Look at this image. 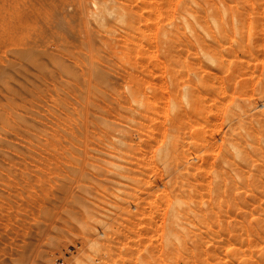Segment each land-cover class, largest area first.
I'll return each mask as SVG.
<instances>
[{
    "label": "rangeland",
    "instance_id": "374dc122",
    "mask_svg": "<svg viewBox=\"0 0 264 264\" xmlns=\"http://www.w3.org/2000/svg\"><path fill=\"white\" fill-rule=\"evenodd\" d=\"M0 264H264V0H0Z\"/></svg>",
    "mask_w": 264,
    "mask_h": 264
},
{
    "label": "bare ground",
    "instance_id": "6f19581e",
    "mask_svg": "<svg viewBox=\"0 0 264 264\" xmlns=\"http://www.w3.org/2000/svg\"><path fill=\"white\" fill-rule=\"evenodd\" d=\"M101 3H102V2H101ZM78 8H80V7H78ZM108 10H110V12L112 11L110 8H108L107 11H108ZM124 10H125V9H124ZM98 11H99V10H97V12H98ZM105 11H106V10H105ZM107 11H106V12H107ZM97 12H96V13H97ZM101 12H102V10H101ZM112 12H114V11H112ZM112 12H111V13H112ZM83 13H84V11H83ZM102 13H103V12H102ZM107 13H108V12H107ZM113 14H114V13H113ZM120 14H121V13H120ZM124 14H126L125 11L122 13V15H124ZM122 15H121V16H122ZM112 16H113V15H112ZM130 16L132 17V15H130ZM133 18H135V17H133ZM147 18H148V17H147ZM102 21H104V20H102ZM126 21H127V20H126ZM137 21H138V20H137ZM130 22H132V21H130ZM101 23H102V22H101ZM126 23H127V22H126ZM128 23H129V21H128ZM133 23H134V21H133ZM133 23H131V25H132ZM135 23H136V22H135ZM103 24H104V23H103ZM129 25H130V23H129ZM129 25H128V26H129ZM135 25H136V24H135ZM128 26H127V28H129ZM132 26H133V25H132ZM130 27H131V26H130ZM134 27H135V26H133V28H134ZM131 29H132V27H131ZM134 29H135V28H134ZM127 31H128V30H127ZM110 32H111V31H110ZM128 37H129V36H128ZM136 42H137V41H136ZM156 43H157V42H156ZM20 55H21V54H20ZM25 55H26V54H25ZM22 56H23V55H22ZM24 57H25V56H24ZM181 115H182V114H181ZM181 115H180V116H181ZM192 115H193V114H192ZM178 118H179V117H178ZM170 120H171V123H170V124H172V125L175 124V122H174L175 120L172 121V120H173L172 118L169 119V121H170ZM178 120H179V119H178ZM173 122H174V123H173ZM166 128H167V127H166ZM164 129H165V128H164ZM167 129H168V128H167ZM170 129H171V128H170ZM161 130H162V129H161ZM166 132H167V131H165V133H166ZM159 133H160V132H159ZM159 133H158V134H159ZM161 133H163V132H161ZM168 133H169V132H168ZM156 135H157V134H156ZM165 135H166V134H165ZM167 135H168V134H167ZM162 136H163V135H162ZM162 136H161V137H162ZM159 137H160V136H159ZM163 137H164V136H163ZM206 138H207V137H206ZM166 139H167V138H166ZM158 140H160V139H158ZM162 141H163V139H162ZM162 141H161V142H162ZM181 143H182V142H181ZM148 145H149V144H148ZM150 146H151V145H149V147H150ZM170 146H171V147H170ZM152 147H153V146H152ZM160 148H163V149H165L167 152H168V151L170 152L172 149H173V150H174V149H178L179 146H178V144L176 143V141L174 142V140H173V141H168V139H167V140L164 139V141H163L162 145L160 146ZM168 148H169V149H168ZM171 148H172V149H171ZM178 150H179V149H178ZM176 151H177V150H176ZM176 151H175V152H176ZM180 151H181V150H180ZM175 152H174V154H175ZM170 153L173 154V151H171ZM179 153H180V152H179ZM176 154L178 155V151L176 152ZM176 154H175V155H176ZM175 155H174V156H175ZM229 188H231V186H230ZM174 215H175V214H174Z\"/></svg>",
    "mask_w": 264,
    "mask_h": 264
}]
</instances>
